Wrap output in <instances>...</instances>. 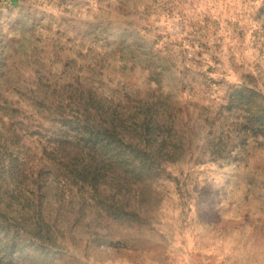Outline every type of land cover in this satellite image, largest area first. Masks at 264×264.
I'll return each instance as SVG.
<instances>
[{
  "label": "rangeland",
  "instance_id": "374dc122",
  "mask_svg": "<svg viewBox=\"0 0 264 264\" xmlns=\"http://www.w3.org/2000/svg\"><path fill=\"white\" fill-rule=\"evenodd\" d=\"M68 83L167 107L161 169L107 156L99 191L49 177L41 216L21 195L0 229V264H264V0H0V88L45 130L33 100Z\"/></svg>",
  "mask_w": 264,
  "mask_h": 264
},
{
  "label": "trees",
  "instance_id": "16d2710c",
  "mask_svg": "<svg viewBox=\"0 0 264 264\" xmlns=\"http://www.w3.org/2000/svg\"><path fill=\"white\" fill-rule=\"evenodd\" d=\"M41 87L45 97L33 101L35 106L47 105L52 111L46 119L52 127L45 130L35 110L24 111L10 98L11 92L0 88V124L9 133L0 140V229L11 221L9 216L21 204V195L23 207H35L41 216L49 177L67 175L82 185L90 181L99 191L101 165L107 156L135 176L141 177L146 166L161 169L159 158L166 144L157 136L164 125L161 114L168 111L167 107L146 99L125 104L74 83ZM172 119L176 123V118ZM23 140L34 142L41 151L21 144ZM130 207L131 201L125 196L115 211L123 217L137 215ZM40 222L39 218L38 231L32 232L38 240L47 235L41 236Z\"/></svg>",
  "mask_w": 264,
  "mask_h": 264
}]
</instances>
